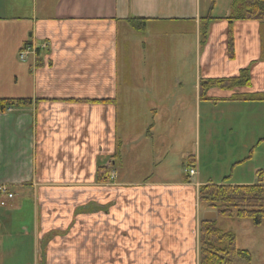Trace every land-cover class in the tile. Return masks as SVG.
I'll use <instances>...</instances> for the list:
<instances>
[{
  "label": "crops",
  "instance_id": "crops-1",
  "mask_svg": "<svg viewBox=\"0 0 264 264\" xmlns=\"http://www.w3.org/2000/svg\"><path fill=\"white\" fill-rule=\"evenodd\" d=\"M226 1L213 17L215 0H0V99L31 101L0 112V188L14 195L10 213L32 205L31 231L43 237L45 262L75 264L88 244L96 253L97 223L84 235L75 222L91 219L97 169L110 166L120 194L109 195L105 213L108 264H199L206 212L199 188L214 184L208 173L221 164L211 150L196 156L180 148L193 123L184 113L202 103L241 107L239 136L251 109L264 122V102L233 99L264 95V21L227 20L235 6ZM132 20L145 21L143 29ZM30 43L50 45L35 68L18 59ZM242 70L249 71V86L210 89L199 99L201 80ZM104 107L108 118L97 109ZM253 140L264 142L261 134ZM246 180L231 185H251ZM10 216L0 218V232L10 231ZM18 224L24 236L29 228ZM13 243L24 246L15 237Z\"/></svg>",
  "mask_w": 264,
  "mask_h": 264
},
{
  "label": "rangeland",
  "instance_id": "rangeland-1",
  "mask_svg": "<svg viewBox=\"0 0 264 264\" xmlns=\"http://www.w3.org/2000/svg\"><path fill=\"white\" fill-rule=\"evenodd\" d=\"M215 2L219 8L217 9L218 11H214L213 17H218L228 8L229 4L226 0H215ZM236 14V10L233 9L226 15L228 17H235ZM189 77V83L193 86V74L189 75ZM199 99L203 100L200 91ZM97 109L102 112V118H108V112L105 107ZM184 114L186 116L193 115L191 131L190 127H188L187 131V135H189L191 139L189 138L186 144H184V141L182 142L180 140H178L177 143L180 144V148L185 147L188 152H196L194 153L196 156L197 152L203 155L204 152H209L210 150L213 152L214 156H217L221 166H218V169H214L212 172L208 173V177L215 185H228V183L231 185L245 181L246 178H248L246 181L251 185L257 184L258 173H264V142L260 146H256L253 140L259 134L263 135L264 138V122H258L257 119H254L261 117L258 111L256 112V110L251 109L249 114L246 115L248 124L242 129L240 136L238 128L240 124L239 119L242 118L241 107H236L234 110H226L224 107H213L202 103L201 108L200 106L196 108L190 107L189 112ZM230 121L234 122L231 123ZM207 122H209L210 125L207 124ZM99 124L100 122H98V125ZM103 124L104 123L100 126ZM229 127L233 130L232 132L228 129ZM99 128L101 129V127ZM108 129L109 127H107V131ZM208 135H212L213 141L208 138ZM105 141L103 137L102 143ZM177 146L179 147L178 144ZM239 162L242 163L237 164ZM99 169L102 168H98L96 172L97 202L90 203L87 208V212L93 215L90 216L91 219L88 221L84 220L81 223L79 221L75 222L76 228L83 232L84 235L90 231L92 225H96L97 223V239L94 245L97 251L92 254L91 247L88 244L86 248L77 252L75 256V261L77 262H75V264H108L107 261L110 259L112 253L110 251L111 246L108 245L112 240L108 227L110 222L108 217L105 220V213H109V195L113 196L112 194H114L115 196L117 192L119 193V190L115 192V188L111 186L112 183L117 180L118 174L117 171L114 172V169H111L110 166L103 168V173L101 174H98L100 171ZM219 169H226V171L221 172ZM5 197V195H1L0 202L5 200ZM21 203L23 204V202ZM199 205L201 208L200 202ZM8 209H10L9 202L4 207L0 205V218L5 219L7 213V217L11 215V224H13V226L9 228V232L5 231L4 228H2L0 232V264H48L45 262V254L42 253L44 243L42 241L43 237L35 238V235H33L31 231L33 216L32 205L25 202L22 209L14 208L12 213H10ZM204 209L205 206L203 204L201 211H204ZM8 220L9 218L5 221L8 222ZM18 223L26 224L29 228V230L27 229L23 232L24 236H22L20 232H17ZM216 224L223 231L233 233L236 238L237 249L248 254L247 259L238 257L232 264H264V221L261 225L256 226L252 219H238L233 217L218 219ZM16 232L17 235L15 234ZM14 237L20 239L21 244H24V246L19 249L17 245H14ZM52 238L53 235L46 236L45 241L47 242ZM85 257L87 259H85L86 263H84Z\"/></svg>",
  "mask_w": 264,
  "mask_h": 264
},
{
  "label": "trees",
  "instance_id": "trees-1",
  "mask_svg": "<svg viewBox=\"0 0 264 264\" xmlns=\"http://www.w3.org/2000/svg\"><path fill=\"white\" fill-rule=\"evenodd\" d=\"M235 17L227 20L235 21H264V0H233ZM212 19V18H206ZM130 24L137 30H142L145 21L132 20ZM206 30V29H204ZM203 30V31H204ZM207 32H203V40ZM230 58H233L232 38L229 40ZM250 84L248 70H242L237 77L229 79L201 80L199 91L201 98L205 99L206 92L210 89L233 91ZM234 100L241 99L250 102H264V95L235 96ZM103 103L106 101H102ZM31 103L30 100H1L0 112H5L11 107H23ZM98 174L103 173V168ZM264 173H258V182L254 185H206L200 188L199 202L204 204L205 211L216 212L218 219L238 218L252 219L256 226L264 221ZM100 178V177H99ZM100 181V180H99ZM215 221H200L199 229V264H232L238 257L247 259L248 254L236 247V238L233 233L220 229Z\"/></svg>",
  "mask_w": 264,
  "mask_h": 264
},
{
  "label": "built area",
  "instance_id": "built-area-1",
  "mask_svg": "<svg viewBox=\"0 0 264 264\" xmlns=\"http://www.w3.org/2000/svg\"><path fill=\"white\" fill-rule=\"evenodd\" d=\"M30 54H35V48H27L25 49L22 53H21V56L20 58L22 60L26 59ZM191 174H194V172L192 171ZM12 196H10L11 198Z\"/></svg>",
  "mask_w": 264,
  "mask_h": 264
},
{
  "label": "water",
  "instance_id": "water-1",
  "mask_svg": "<svg viewBox=\"0 0 264 264\" xmlns=\"http://www.w3.org/2000/svg\"><path fill=\"white\" fill-rule=\"evenodd\" d=\"M218 216L217 213L215 212H207L203 216L204 221H215L217 220Z\"/></svg>",
  "mask_w": 264,
  "mask_h": 264
}]
</instances>
